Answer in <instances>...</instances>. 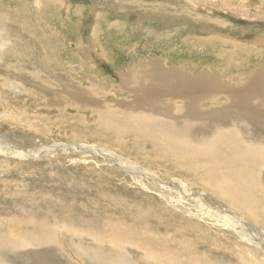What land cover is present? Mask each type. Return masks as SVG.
Returning a JSON list of instances; mask_svg holds the SVG:
<instances>
[{"label":"rangeland","instance_id":"374dc122","mask_svg":"<svg viewBox=\"0 0 264 264\" xmlns=\"http://www.w3.org/2000/svg\"><path fill=\"white\" fill-rule=\"evenodd\" d=\"M140 58L241 89L264 66V0H0V234L34 237L35 226L52 225L57 245L75 264H90L87 256L105 261L101 247L129 251L139 264H161L135 240L114 247L96 237L107 234V223H122L132 234L174 239L167 247L191 261L264 264L257 218L154 159L156 149L136 135L102 130L96 104L82 107L73 99L70 90L78 80L91 85L90 74L101 75L120 97L134 98L118 74ZM74 144L89 151L70 149ZM103 150L135 172L107 161ZM175 178L186 182L188 194ZM254 209L261 214V206ZM233 211L247 224L231 226ZM2 258L0 264H25ZM39 258L34 264H42Z\"/></svg>","mask_w":264,"mask_h":264},{"label":"bare ground","instance_id":"6f19581e","mask_svg":"<svg viewBox=\"0 0 264 264\" xmlns=\"http://www.w3.org/2000/svg\"><path fill=\"white\" fill-rule=\"evenodd\" d=\"M210 5L213 6V2ZM253 15L259 14L254 12ZM177 69L170 68L166 64L161 65L159 60L143 58L137 60L127 70L123 69V72L118 74L121 78V87L132 90L135 94L134 98L120 97L116 90H110L108 81L98 74H90L91 85L90 83L84 85L85 81L78 80V85L75 83L76 87L70 92L74 95L73 99H77L82 107L85 105L89 108L90 104H96L93 109L98 114L97 120L100 121L99 127L102 130L115 136H118V133L113 132L136 135L139 142H147L156 149L155 153L158 155L156 158L153 156L154 159L167 161L173 164V168L183 170L179 173L192 175V179L199 182L198 186L215 192L239 209L238 211H241L245 217L257 218L264 228V218H262L264 192L257 189L260 181L264 180V171H261L264 168V127L261 125V120H264V66L260 67L257 77L255 76L247 85L244 82L245 86L241 89L236 88L235 85L231 86V83L217 82L214 80L215 77L210 80L208 73L191 77ZM101 91L106 92L104 96L101 95ZM108 97L115 99L110 102L107 101ZM211 98L213 102L210 101ZM112 103L119 104L125 109H118L119 106L116 107ZM72 146L70 149L76 151L80 149L89 151L88 145L87 147L76 144ZM93 149L100 152L97 147L93 146ZM18 151L26 154L24 150ZM103 151L101 155L106 157L107 161L113 164L117 162L127 170L135 172L134 165L119 159L114 160L111 154ZM145 173L146 171L143 170L142 176L149 177ZM138 177L140 179L136 178V181L141 184V176ZM150 178L159 183L163 181L155 176ZM175 179L180 180L184 188L181 187L180 192L188 194L186 182L183 179ZM256 205L261 206V210H258L261 214L254 209ZM231 221V226H234V222L247 224L235 212ZM35 227L39 233L34 237L30 233L25 237L0 234V258H10L15 261L17 257L25 264H34L35 259L40 256L38 261L44 260L42 264H75L57 245L56 227L50 225L43 228V224ZM105 227L108 229L107 234L100 233L96 237L108 239L114 247L121 243L133 245L135 240L138 247H142L152 255L157 263H206L201 256L197 258L200 259L199 261L193 256L196 260L194 262L195 260L191 261L190 258L167 247L175 243L174 239L162 238L156 233L144 230H133L134 234H132L133 228L122 223L111 222ZM41 239L43 242L38 241ZM25 241L29 243L27 244L29 249L23 250L20 245ZM40 247H43L44 251H41ZM97 250L101 251L106 260L87 256V262L90 264H139L131 259L129 251L126 253H119L117 250L104 251L102 247ZM11 251L16 252L17 255ZM242 261L247 263L243 259ZM143 264L152 263L145 261Z\"/></svg>","mask_w":264,"mask_h":264},{"label":"water","instance_id":"95a60500","mask_svg":"<svg viewBox=\"0 0 264 264\" xmlns=\"http://www.w3.org/2000/svg\"><path fill=\"white\" fill-rule=\"evenodd\" d=\"M11 137L13 138H20V140H22L21 138H24L23 136L18 135L17 133H10ZM5 136V135H2Z\"/></svg>","mask_w":264,"mask_h":264}]
</instances>
